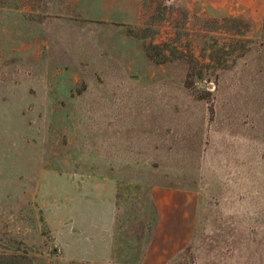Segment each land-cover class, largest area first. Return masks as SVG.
Masks as SVG:
<instances>
[{
  "label": "rangeland",
  "instance_id": "374dc122",
  "mask_svg": "<svg viewBox=\"0 0 264 264\" xmlns=\"http://www.w3.org/2000/svg\"><path fill=\"white\" fill-rule=\"evenodd\" d=\"M0 264H264V0H0Z\"/></svg>",
  "mask_w": 264,
  "mask_h": 264
},
{
  "label": "trees",
  "instance_id": "16d2710c",
  "mask_svg": "<svg viewBox=\"0 0 264 264\" xmlns=\"http://www.w3.org/2000/svg\"><path fill=\"white\" fill-rule=\"evenodd\" d=\"M145 54H146L147 57L151 58V55H150V53H149V51L147 49H146V53Z\"/></svg>",
  "mask_w": 264,
  "mask_h": 264
}]
</instances>
